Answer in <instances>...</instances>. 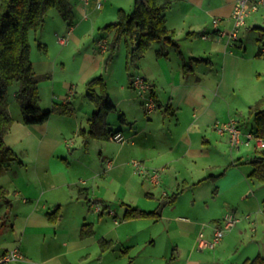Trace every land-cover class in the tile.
Here are the masks:
<instances>
[{"label": "crops", "instance_id": "crops-1", "mask_svg": "<svg viewBox=\"0 0 264 264\" xmlns=\"http://www.w3.org/2000/svg\"><path fill=\"white\" fill-rule=\"evenodd\" d=\"M70 1L74 22L49 12L30 42L33 68L43 77L42 110L60 103L71 105L73 113L53 112L44 123L26 124L23 116L11 114L9 98L14 123L4 149L13 154L0 170V255L18 248L24 259L11 264H241L253 258L264 244V183L249 177L256 148L233 146L230 134L216 128L238 113L248 114L260 97L264 101V88L257 86L264 77L258 41L264 5L233 40L219 30L234 28L236 0H172L166 12L170 39L153 41L138 65L128 68L127 40L108 60L114 29L99 39L95 31L114 23L124 8L107 22L97 0ZM59 34L67 44L58 43ZM102 38L108 41L105 51ZM56 43L64 48L53 53ZM136 74L152 85L146 93L157 104L152 112L132 85ZM101 76L116 106L108 122L126 136L124 143L88 136L95 106L87 83ZM96 140L102 145L94 151ZM134 159L148 171L158 170L160 182L141 172ZM209 182L186 208L188 187ZM129 207L157 216L126 219ZM57 209L61 216L50 219ZM229 212L239 217L237 224L215 248L199 249L202 226L211 237L213 225ZM159 245L164 253L155 251Z\"/></svg>", "mask_w": 264, "mask_h": 264}, {"label": "trees", "instance_id": "trees-1", "mask_svg": "<svg viewBox=\"0 0 264 264\" xmlns=\"http://www.w3.org/2000/svg\"><path fill=\"white\" fill-rule=\"evenodd\" d=\"M134 10L127 12L121 9L117 21L108 24L104 29L115 28V36L109 45L108 60L117 52L123 38L128 42L127 67L137 66L138 61L155 40L171 37L166 23V12L172 0H135ZM52 8H56L61 16L73 23L75 15L70 0H0V170L9 160L8 155L13 154L9 149L3 151L5 137L10 131L14 119L9 113V98L11 88L14 97L21 106L23 121L26 124H41L46 122L53 112L71 115L73 108L69 104L56 103L51 110H42L40 105L39 76L31 60L30 31L39 30ZM264 34L258 41L259 54L263 55ZM17 85V86H15ZM88 98L94 104L95 110L89 118L88 136L107 140L119 132L113 130L108 122V114L116 109L109 97L107 85L103 77H97L87 83ZM98 90H97V88ZM264 101L260 99L249 107V115L253 118L252 131L264 138ZM86 134V130L82 131ZM256 155L249 162L253 170L249 174L251 180L264 183V149H256ZM11 159H15L12 157ZM238 164L237 161L229 166ZM227 166L220 174H211L210 178H217L224 174ZM4 196V189L0 187V197ZM49 218L56 220L58 209L48 214ZM157 216L155 211H146L138 207H129L125 218ZM107 241H103L105 245ZM241 264H264V256L258 254L253 258L245 259Z\"/></svg>", "mask_w": 264, "mask_h": 264}, {"label": "built area", "instance_id": "built-area-1", "mask_svg": "<svg viewBox=\"0 0 264 264\" xmlns=\"http://www.w3.org/2000/svg\"><path fill=\"white\" fill-rule=\"evenodd\" d=\"M85 4H88L89 0H82ZM264 5V0H236L233 8V18L235 21L234 28L232 30L220 29L219 33L222 36L229 37L233 40L239 39L240 28L245 26L248 17L252 15L253 12L258 11ZM102 6V0H97V7ZM214 23L216 26L219 25V20L215 19ZM206 36V35H205ZM67 38L64 36L59 37L60 42H67ZM99 44L105 51L108 48V41L105 38L99 40ZM261 52L264 55V46L261 48ZM132 85L139 89V91L144 95L145 105L148 112H152L157 104L153 95H146L147 92L152 91L151 83L142 75L136 74L133 76ZM218 131L221 133L228 132L230 134V141L233 146L240 147L241 145L250 146L254 141V147L256 149H264V138L256 135L252 129H248L243 133L240 123L237 120H230L223 123L221 126H217ZM245 135L243 139L242 136ZM111 138L119 143H124L127 141L126 136L121 132L114 133ZM133 164L143 173L148 174L153 182L159 183V171L152 170L148 171L147 167L138 159L133 160ZM99 209V207H96ZM240 219L234 213H228L221 222L214 227L212 236L208 237L204 232L198 235L197 245L199 249H213L215 248L225 234L230 231ZM24 256L18 248H13L6 251L4 254L0 255V264H11L15 261H22Z\"/></svg>", "mask_w": 264, "mask_h": 264}, {"label": "rangeland", "instance_id": "rangeland-1", "mask_svg": "<svg viewBox=\"0 0 264 264\" xmlns=\"http://www.w3.org/2000/svg\"><path fill=\"white\" fill-rule=\"evenodd\" d=\"M135 2V0H103V2H102V4H103V9H104V14H103V18H102V20H106L107 22H110V21H108L109 20V18H110V14L113 12V11H118V9L119 8H124L127 12H132V10H134V3ZM97 3V2H96ZM95 3V4H96ZM49 12L50 13H58L59 11L56 9V8H52L51 10H49ZM48 12V13H49ZM256 12V11H255ZM51 15V14H50ZM60 15V14H59ZM50 17V16H49ZM248 19H249V17H248ZM247 19V21H249ZM49 20H50V18H49ZM117 21V19H113V22H116ZM112 22V21H111ZM50 23V22H49ZM55 22H54V24L52 23V30H54L53 28L55 27ZM97 25V24H96ZM114 29V32H112V34L110 35V38H112V40H113V38H114V36H115V32H116V30H115V28H113ZM51 30V31H52ZM97 30V35L96 36H98L97 38L99 39L100 37H102V36H107V34H108V32L107 31H105V30H109V29H104V27L100 30L97 26H96V28H95V31ZM36 32V30H31L30 31V37L31 38H33V35H35L34 33ZM54 32V31H53ZM61 36H63V35H57L56 37H57V41L59 40V37H61ZM65 37V36H64ZM108 37V36H107ZM111 40V41H112ZM111 41H110V43H111ZM122 42V41H121ZM58 43H61V44H67V42L65 41V42H60V41H58ZM61 44H57L56 43V45L54 46V45H51L50 46V51L51 52H55L56 50H60V49H62V48H64V46H62ZM121 44V43H120ZM125 44L124 43H122L121 45H119V47H123ZM124 48V47H123ZM119 51H117V53H118ZM117 53H116V55H117ZM263 59H264V56H263ZM261 65L263 64V62H262V60H261ZM261 83V84H260ZM249 84V83H248ZM261 85H262V87L264 88V77H263V80H261V81H259V82H257V86L258 87H261ZM15 86H17V85H15ZM13 90L14 89H12L11 88V91H10V104H11V107H10V112H11V114L14 116V117H21L22 116V112H21V106H20V104H19V102L16 100V98L14 97V95H12V92H13ZM98 90V89H97ZM261 92V91H260ZM262 93V92H261ZM260 93V94H261ZM241 96H242V98L244 99L245 98V96L244 95H242L241 94ZM82 96L80 95L79 96V98H81ZM263 99V97H260L259 99ZM258 99V100H259ZM12 100V101H11ZM247 112H248V110H247ZM247 112L245 113V114H241V113H238L237 114V117H231L228 121H230V120H237L239 123H240V127L242 128V131H243V133L245 132V131H247L250 127H252V125H253V118L252 119H249L250 118V116H249V113L247 114ZM228 121H226V122H228ZM224 122H222L221 124H218L219 126H221L222 124H223ZM217 129V128H216ZM218 131V130H217ZM242 138L244 139L245 138V135L243 134V136H242ZM69 142V144H71V142L70 141H68ZM34 145V144H33ZM101 146L102 145V142H100V141H98V140H96V144L95 145H93L92 147H93V150L95 151V149L98 147V146ZM254 145H255V143H254V141L250 144V147H254ZM71 146V145H70ZM244 146V145H243ZM245 147V146H244ZM248 148V147H247ZM247 148H243V149H246L247 150ZM3 151H4V148H3ZM9 158V157H8ZM28 161V159H25V161ZM222 172H223V170H222ZM215 173H219V171H215ZM9 177H10V180H13V178L9 175ZM253 183H258V182H256V181H253ZM210 184V182L209 183H206V184H204V185H202V186H200L199 188H197V189H195V188H193V187H188V189H187V191L185 192V196H183V199H185V207L186 208H190L191 206H192V203L191 204H187V202H188V200L191 198H194L196 195H198V196H201V192L202 191H204L205 189H206V187H207V185H209ZM211 185V184H210ZM256 185H258V184H256ZM256 187V186H255ZM263 188V190H264V184H263V186H262ZM196 192H197V194H196ZM196 194V195H195ZM209 196H207V197H205V198H208ZM19 200H17V202H18ZM250 201V200H249ZM248 203H250V202H248ZM143 205H145V206H148V205H146L145 203H142ZM198 205H199V202H198ZM229 213H231V212H229ZM188 214V213H187ZM263 215V214H262ZM262 217H264V215L262 216ZM239 218V217H238ZM221 221V220H220ZM219 221V222H220ZM246 224H248L247 222H246ZM216 225H218V223L216 224ZM216 225H213V226H216ZM203 228H201V231L199 232V233H201V232H204V231H206V229H207V226L206 225H203L202 226ZM205 233V232H204ZM263 232L260 234V238H263L264 239V237H263ZM264 242V241H263ZM162 245H159L158 247H156L155 248V251H159V252H161V253H164V251L162 250V248L163 247H161ZM148 248H150V246H148ZM150 251H151V248H150ZM243 251V250H242ZM252 252V251H251ZM258 254H262L263 256H264V244H262V247H261V249H258V251H256V253H254V255H253V257H255V256H257ZM144 255H147V253H145ZM168 256H170V255H168ZM236 256L237 255H235L234 256V261H235V259H236ZM146 259H148V257L149 256H144ZM145 259V261L147 262V260ZM145 264V263H144ZM147 264V263H146Z\"/></svg>", "mask_w": 264, "mask_h": 264}, {"label": "water", "instance_id": "water-1", "mask_svg": "<svg viewBox=\"0 0 264 264\" xmlns=\"http://www.w3.org/2000/svg\"><path fill=\"white\" fill-rule=\"evenodd\" d=\"M164 203H162V205L160 206L159 208V213H161V210H162V206H163Z\"/></svg>", "mask_w": 264, "mask_h": 264}]
</instances>
